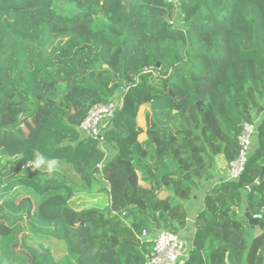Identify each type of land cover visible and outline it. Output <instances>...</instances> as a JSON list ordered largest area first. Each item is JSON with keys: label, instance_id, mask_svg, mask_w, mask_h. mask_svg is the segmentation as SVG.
<instances>
[{"label": "trees", "instance_id": "16d2710c", "mask_svg": "<svg viewBox=\"0 0 264 264\" xmlns=\"http://www.w3.org/2000/svg\"><path fill=\"white\" fill-rule=\"evenodd\" d=\"M109 102L104 143L82 137ZM263 165L264 0H0V264H145L200 196L185 264H264Z\"/></svg>", "mask_w": 264, "mask_h": 264}, {"label": "built area", "instance_id": "2783aa9c", "mask_svg": "<svg viewBox=\"0 0 264 264\" xmlns=\"http://www.w3.org/2000/svg\"><path fill=\"white\" fill-rule=\"evenodd\" d=\"M167 2L174 3L176 0H167ZM117 106V103L109 102L93 107L79 126L82 137L97 140L100 144H103V130L113 117ZM256 134V121L243 123L237 137L239 146L237 155L234 160L225 163L224 170L221 172L223 181L239 180L245 170ZM33 167V163H28L24 168L32 170ZM252 216L257 217L256 215ZM193 234L192 231H184V229L179 234H175L165 228H160L148 238L152 243V247L146 255L145 264H185L193 248ZM142 235L147 237L145 232Z\"/></svg>", "mask_w": 264, "mask_h": 264}, {"label": "rangeland", "instance_id": "374dc122", "mask_svg": "<svg viewBox=\"0 0 264 264\" xmlns=\"http://www.w3.org/2000/svg\"><path fill=\"white\" fill-rule=\"evenodd\" d=\"M73 9H74V7H73ZM175 21H174V23H176ZM149 113H150L149 105H143L139 109L138 114H137V118H136L138 127L145 128L146 117H147V115H149ZM138 139H139V141H143L145 139V135H140L138 137ZM110 153H111V151H110ZM109 155L110 154H107V156H109ZM216 162H218L217 161V157H216ZM52 169H53L52 167H47L42 172L51 173ZM211 186H212L211 182H207V184L204 183L202 191L204 192L207 188H209ZM245 194H246V191H245ZM200 197H198L199 199L197 198V200H195V199L193 200L192 199V200H189L187 202H184L185 206L187 207L189 218L193 219L195 217V213L197 212L198 208L200 207V202H202V199ZM95 200H93V201H95ZM259 233H260V230L258 228H255L252 231L253 236L258 235ZM28 244H32V243L28 242ZM62 252H63V250L59 249L56 253L59 254V253H62ZM6 264H9V263H6Z\"/></svg>", "mask_w": 264, "mask_h": 264}, {"label": "water", "instance_id": "95a60500", "mask_svg": "<svg viewBox=\"0 0 264 264\" xmlns=\"http://www.w3.org/2000/svg\"><path fill=\"white\" fill-rule=\"evenodd\" d=\"M264 178V165L261 167V171H260V174L258 176V178L256 179V181L248 188V190H252L254 187H256L257 185H259L261 183V181L263 180ZM221 182V181H220ZM262 213H264V208L262 210ZM244 218L246 219V221L248 222V225L251 227V228H255L258 224V220H259V217H256L254 218L252 216V214L248 211V210H245L244 212ZM227 262V260H226ZM229 264V263H227Z\"/></svg>", "mask_w": 264, "mask_h": 264}, {"label": "crops", "instance_id": "0c3cea01", "mask_svg": "<svg viewBox=\"0 0 264 264\" xmlns=\"http://www.w3.org/2000/svg\"><path fill=\"white\" fill-rule=\"evenodd\" d=\"M217 161H218L216 164V166H217V169H216L217 178L215 179V182L223 181V175L221 172L224 170V165L226 163L221 156L217 157ZM201 203L202 202H200V206H201ZM195 215H196V213H195ZM194 219H195V217L192 219V218H189V216H188L187 225H186L184 231H189V232L192 231V233H194Z\"/></svg>", "mask_w": 264, "mask_h": 264}, {"label": "clouds", "instance_id": "9594fccd", "mask_svg": "<svg viewBox=\"0 0 264 264\" xmlns=\"http://www.w3.org/2000/svg\"><path fill=\"white\" fill-rule=\"evenodd\" d=\"M43 162H44L43 160H39V161H37V162H36V166L39 167L40 164H42Z\"/></svg>", "mask_w": 264, "mask_h": 264}, {"label": "flooded vegetation", "instance_id": "af4514ba", "mask_svg": "<svg viewBox=\"0 0 264 264\" xmlns=\"http://www.w3.org/2000/svg\"><path fill=\"white\" fill-rule=\"evenodd\" d=\"M258 217V216H257Z\"/></svg>", "mask_w": 264, "mask_h": 264}]
</instances>
